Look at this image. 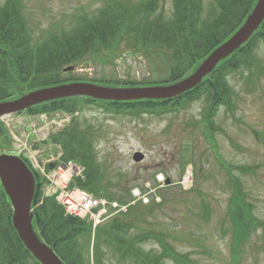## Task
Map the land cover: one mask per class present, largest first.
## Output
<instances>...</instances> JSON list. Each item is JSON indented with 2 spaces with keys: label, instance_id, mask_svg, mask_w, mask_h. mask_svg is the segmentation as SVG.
I'll use <instances>...</instances> for the list:
<instances>
[{
  "label": "trees",
  "instance_id": "1",
  "mask_svg": "<svg viewBox=\"0 0 264 264\" xmlns=\"http://www.w3.org/2000/svg\"><path fill=\"white\" fill-rule=\"evenodd\" d=\"M94 13L79 12L70 16L67 26L56 23L35 35L24 16L22 0H0V102L20 99L34 90L68 84L74 81L117 88L169 85L195 72L204 59L226 42L244 23L257 0H212L205 10L204 0H102ZM167 2L169 7L166 8ZM264 46V19L250 38L228 57L222 59L199 85L171 99L107 101L89 97H71L45 102L17 115L75 114L86 108L105 114L139 118L143 115L163 116L176 113L189 104L204 100L203 136L213 147L214 132H223L214 124L219 108L234 115L236 93L228 84L232 73L244 68L248 79L257 78L260 60L256 51ZM142 55L152 71L163 78L157 82L119 83L117 80L74 79L63 77V69L77 67L84 60L96 59L113 66L120 51ZM95 131L79 127L76 120L51 137L60 145L63 161L84 168V180L74 179L70 188L78 186L94 197L127 204L131 201L110 191L94 150ZM11 139L0 125V150L7 149ZM234 146L233 141L230 139ZM24 162L28 165L27 159ZM224 170L231 194L225 214L230 264H242L244 252L257 228L264 222L256 219L253 206L234 171L254 174L243 166L226 164L217 158ZM236 172V171H235ZM31 202V225L38 239L62 264H197L190 253L177 250L169 234L153 229L141 231L146 224L138 204L113 217L92 234L86 221L65 216L54 197H44V181L34 171ZM255 175V174H254ZM197 179V172L194 174ZM192 189V188H191ZM190 189V190H191ZM200 216L209 218L211 208L200 199ZM151 205L145 208L152 214ZM12 205L0 185V264H39L25 249L12 226ZM264 234V233H263ZM150 244L149 248L144 246ZM245 249V250H244Z\"/></svg>",
  "mask_w": 264,
  "mask_h": 264
},
{
  "label": "rangeland",
  "instance_id": "2",
  "mask_svg": "<svg viewBox=\"0 0 264 264\" xmlns=\"http://www.w3.org/2000/svg\"><path fill=\"white\" fill-rule=\"evenodd\" d=\"M22 2L24 16L35 35L56 23L67 26L71 15L79 12L93 14L103 4L102 0ZM211 2L204 0L205 10H208ZM256 56L260 60L257 78L249 80V71L244 68L227 78L236 93L234 115L232 117L222 107L216 112L214 124L223 132H214L215 147L203 136L204 100L195 101L176 113L163 116L130 118L86 108L71 120H76L83 129L95 131L96 161L110 191L120 188V194L125 199H128L127 191L130 190L131 195L133 189L147 195V203H135L146 220V224H137V227L141 231L153 229L169 234L175 240V248L190 253L197 264H230L229 238L228 234L223 236V229L227 228L225 214L231 189L217 158L228 165L254 170L255 175L237 170L233 174L242 184L253 206L254 217L264 222L263 45L258 47ZM75 68L73 74L82 75V79L98 80L97 83L103 85L99 80L141 83L148 80L157 82L163 78L152 71L142 55L123 50L114 59L112 67L91 58ZM72 73L63 72V77L71 76ZM69 120L68 116L60 113L50 116L23 114L5 117L1 119L0 125L4 130L6 127L12 139L7 150L11 153L18 151L36 164L45 159L40 147L47 155L57 151L55 147L38 142L42 139L51 140ZM137 152L144 156L139 163L132 160ZM196 172L197 179L194 177ZM186 176L189 179L185 180ZM200 199L211 208L208 219L200 216ZM149 205L153 208L152 214L146 213L145 208ZM263 233L261 228H257L252 234L244 249L242 264H264ZM150 246L147 244L144 247ZM105 264L116 263L109 260ZM165 264L171 263L168 261Z\"/></svg>",
  "mask_w": 264,
  "mask_h": 264
},
{
  "label": "water",
  "instance_id": "3",
  "mask_svg": "<svg viewBox=\"0 0 264 264\" xmlns=\"http://www.w3.org/2000/svg\"><path fill=\"white\" fill-rule=\"evenodd\" d=\"M263 19L264 0H257L241 27L226 42L212 51L195 72L177 83L164 86L108 88L75 81L34 90L20 99L0 102V118L23 112L38 104L71 97H89L107 101L174 98L199 85L202 78L211 73L222 59L239 49L250 38ZM74 70V66H69L64 68L63 72H73ZM72 77L80 79L82 76L72 74ZM143 159V154L139 152L132 157L135 163H139ZM166 183L168 184L169 181L167 180ZM0 185L11 202L12 226L25 249L39 264H62L33 231L31 202L35 181L33 174L21 159L0 154Z\"/></svg>",
  "mask_w": 264,
  "mask_h": 264
},
{
  "label": "built area",
  "instance_id": "4",
  "mask_svg": "<svg viewBox=\"0 0 264 264\" xmlns=\"http://www.w3.org/2000/svg\"><path fill=\"white\" fill-rule=\"evenodd\" d=\"M59 156L60 155L56 158L51 157L48 161H58ZM40 170L43 172V169ZM81 173V167L68 162L58 165L54 171L47 175V178L51 182L52 191L58 193L57 201L63 206L65 213L80 218L89 216L95 226L101 222V217L106 213V202L103 200H96L78 189H68L70 179L80 176ZM143 201L146 202L147 200L143 198ZM111 206L114 209L118 208L116 203H112ZM98 207L99 210L94 213L93 210ZM120 210L124 211L125 208H120Z\"/></svg>",
  "mask_w": 264,
  "mask_h": 264
},
{
  "label": "bare ground",
  "instance_id": "5",
  "mask_svg": "<svg viewBox=\"0 0 264 264\" xmlns=\"http://www.w3.org/2000/svg\"><path fill=\"white\" fill-rule=\"evenodd\" d=\"M188 177V176H187ZM187 177H186V179H187Z\"/></svg>",
  "mask_w": 264,
  "mask_h": 264
}]
</instances>
